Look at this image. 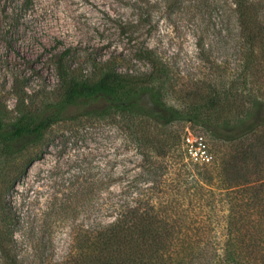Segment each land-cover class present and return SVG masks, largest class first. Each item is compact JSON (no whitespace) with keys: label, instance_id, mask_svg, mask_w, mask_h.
<instances>
[{"label":"rangeland","instance_id":"rangeland-1","mask_svg":"<svg viewBox=\"0 0 264 264\" xmlns=\"http://www.w3.org/2000/svg\"><path fill=\"white\" fill-rule=\"evenodd\" d=\"M233 8L231 0H0V130L11 129L20 116L35 119L53 108L63 90L60 67L89 78L102 66L147 71L150 64L139 53L151 47L182 83L167 93V104L193 117L179 125L185 135L203 136L211 163L221 141L209 125L214 115L223 119L231 111L219 107L209 89L219 84L226 96L237 77ZM146 101L159 103L151 91ZM81 119L57 122L44 137L0 139V245L9 251L14 236L19 264H38L42 256L59 258L69 250L77 223L89 220L87 205L73 204L87 171L104 170L118 186L143 169L144 156L114 113ZM66 199L69 210L56 214ZM10 208L17 217L13 234ZM49 231L54 242L44 247ZM7 255L0 247V264H9Z\"/></svg>","mask_w":264,"mask_h":264},{"label":"trees","instance_id":"trees-1","mask_svg":"<svg viewBox=\"0 0 264 264\" xmlns=\"http://www.w3.org/2000/svg\"><path fill=\"white\" fill-rule=\"evenodd\" d=\"M231 1L237 15V77L226 96L219 84L209 89L219 107L231 111L223 119L214 115L209 125L221 141L211 163L190 161L179 123L193 117L165 100L182 83L173 80L174 68L151 47L139 53L150 64L147 71L102 66L89 78L60 67L63 90L53 108L35 119L20 116L11 129L0 130V139L13 142L26 135L44 137L60 121L114 113L144 156L142 171L125 185L114 186L101 169L83 175L88 177L76 188L73 204L87 205L88 223H77L64 256L47 254L38 264H264V0ZM148 91L158 105L146 101ZM140 178L146 182L139 184ZM67 199L56 214L69 210ZM225 209L227 215L217 214ZM10 212L13 234L17 217ZM46 236L44 247L54 242L50 231ZM14 240L9 251L0 245L9 264H19Z\"/></svg>","mask_w":264,"mask_h":264},{"label":"built area","instance_id":"built-area-1","mask_svg":"<svg viewBox=\"0 0 264 264\" xmlns=\"http://www.w3.org/2000/svg\"><path fill=\"white\" fill-rule=\"evenodd\" d=\"M202 135H194L191 132L185 135V145L189 158L197 163H207L212 159V155L207 151Z\"/></svg>","mask_w":264,"mask_h":264}]
</instances>
